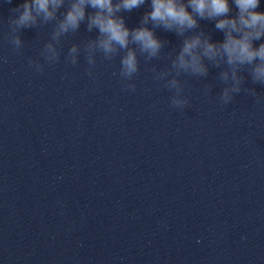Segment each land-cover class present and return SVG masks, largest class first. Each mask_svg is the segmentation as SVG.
<instances>
[{
  "label": "clouds",
  "instance_id": "9594fccd",
  "mask_svg": "<svg viewBox=\"0 0 264 264\" xmlns=\"http://www.w3.org/2000/svg\"><path fill=\"white\" fill-rule=\"evenodd\" d=\"M6 2L10 4L12 0ZM146 4L139 24L129 28L123 13ZM259 7L260 0H23L9 9L8 39L19 50L22 29L55 22L51 41L41 52L47 62L55 63L60 57L56 44L67 34L78 32L83 24L88 33H96L84 45L88 64L96 63L97 53L105 60L119 55V75L127 82L139 71L138 56L148 61L157 58L168 43L157 36V30L171 32L182 38L171 68L153 70L156 80H163L165 87L175 90L171 105L183 108L188 104L178 77L187 74L206 78L210 65L221 69L218 75L225 86L220 99L229 104L242 92L257 96L255 88L243 87L246 79L264 85V11H258ZM202 20L214 22L223 40L213 41L201 28ZM79 53L80 45L73 44L66 59L76 64ZM29 65L43 71L38 61L30 60ZM88 71L91 73V68ZM125 87L135 91L133 83Z\"/></svg>",
  "mask_w": 264,
  "mask_h": 264
}]
</instances>
